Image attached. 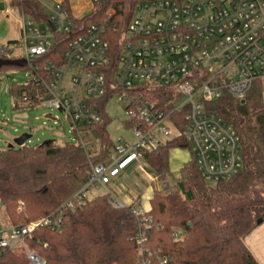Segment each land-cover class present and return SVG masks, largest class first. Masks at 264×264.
<instances>
[{
    "label": "built area",
    "instance_id": "2783aa9c",
    "mask_svg": "<svg viewBox=\"0 0 264 264\" xmlns=\"http://www.w3.org/2000/svg\"><path fill=\"white\" fill-rule=\"evenodd\" d=\"M38 1L55 29L50 23L38 24L24 12L18 23L24 46L19 59L27 60L29 79L43 84L49 94L40 105L66 114L84 145L81 126L101 121V110L115 97L127 111V124L134 126L138 139L134 145H116L108 163L93 164L88 182L54 212L35 222L0 227V257L23 248L30 264H45V259L26 245L34 231L41 227L61 231L65 209H76L97 189L113 194L107 183L128 163L147 165L144 151L174 139H186L209 184L228 180L240 171L239 134L222 117L208 111L205 103L224 95L244 101L254 82H264V0H141L118 43L114 45L109 27L100 21L66 42L60 58L53 48L55 34L71 32L74 19L104 0L80 5L70 0ZM15 49L14 45H0V58ZM49 51L52 58L41 66L36 59ZM161 92L172 99L160 101L157 95ZM175 98L178 100L167 109ZM178 112L185 114L184 128L183 119L179 125L173 119ZM110 201L119 208L127 206L113 197ZM133 204L138 219L136 264H169L166 256L148 244L153 221L149 209L138 208L139 201ZM173 237L178 240L183 236L175 230Z\"/></svg>",
    "mask_w": 264,
    "mask_h": 264
},
{
    "label": "trees",
    "instance_id": "16d2710c",
    "mask_svg": "<svg viewBox=\"0 0 264 264\" xmlns=\"http://www.w3.org/2000/svg\"><path fill=\"white\" fill-rule=\"evenodd\" d=\"M7 1L12 10L28 14L40 25H49V13L38 0ZM140 1L104 0L96 4L91 12L73 20L71 32L55 34L56 55L60 58L66 42L100 21L109 27L115 45ZM18 44L19 40L7 42ZM51 55L49 51L36 61L43 66ZM2 57L20 58L13 53ZM10 68L31 70L30 66H2L0 80ZM10 94L14 109L37 107L49 98L43 84L32 79L12 83ZM263 95L262 81H256L244 101L224 95L205 103L208 111L231 124L240 136L243 166L235 176L209 184L192 156L180 170L176 190L153 192L148 244L166 256L169 264H259L245 238L258 226V220L264 222ZM157 97L167 102L171 96L161 92ZM177 100L173 99L167 109ZM101 113V121L81 126L84 145L80 141L59 144L47 140L40 145L25 142L0 149V201L12 225L35 222L54 212L88 182L93 164L109 162L115 144L105 110ZM184 115L173 114L178 125L183 119L181 128L186 125ZM176 148L189 149V143L178 138L144 151L149 172L156 176L169 173L170 151ZM110 200L111 195L104 193L92 196L76 209H65L63 229L41 227L26 239L27 247L43 257L45 264H136V204L119 208ZM175 230L183 237L175 240ZM0 264L30 261L24 253L9 250L0 257Z\"/></svg>",
    "mask_w": 264,
    "mask_h": 264
},
{
    "label": "rangeland",
    "instance_id": "374dc122",
    "mask_svg": "<svg viewBox=\"0 0 264 264\" xmlns=\"http://www.w3.org/2000/svg\"><path fill=\"white\" fill-rule=\"evenodd\" d=\"M74 5H80L83 1L87 0H70ZM20 13L12 10L6 0V7L0 10V45L7 44L8 40H19V44L14 50L13 56L21 57L24 46L23 34L20 29L18 19ZM30 71L17 70L10 68L7 72L1 74L0 80V149L13 145L15 140L23 134L30 135L27 143L31 145H40L47 140H55L59 144L67 141L77 143L78 139L72 131L71 125L68 121L66 114L59 110L50 109L44 105L37 107H25L21 109L13 108V99L10 94V87L12 83H21L29 79ZM264 94V82H262ZM264 97V95H263ZM264 99V98H263ZM105 113L108 117V131L115 146L121 143H128L134 145L137 141L134 126L128 125L130 117L125 110L124 106L114 97L109 99L105 105ZM51 114L55 119L48 118L47 115ZM184 156V160L188 161L192 158L190 149L176 148L170 151ZM182 162H174L170 172L165 175L156 176L150 174L148 166L142 164H130L124 168V176L130 184L134 185L137 181L142 186L140 203L138 208L144 210L150 209V198L155 190L170 192L177 189V179L180 177V168ZM128 176V177H127ZM164 176L167 182L163 180ZM154 179V180H153ZM109 188V182L107 183ZM137 187L134 186V189ZM137 190V189H136ZM94 193H106V189L101 188L94 190ZM114 200H125L124 195L118 197L114 193L111 198ZM12 225L6 216L5 209L0 201V227L6 228ZM245 243L251 248L254 256L259 264H264V222L259 224L246 238ZM19 252H26L23 248Z\"/></svg>",
    "mask_w": 264,
    "mask_h": 264
},
{
    "label": "crops",
    "instance_id": "0c3cea01",
    "mask_svg": "<svg viewBox=\"0 0 264 264\" xmlns=\"http://www.w3.org/2000/svg\"><path fill=\"white\" fill-rule=\"evenodd\" d=\"M1 1L5 3V7H6V0H0V2ZM172 159L174 160V162H180L181 161L182 162L181 168L187 162L186 160H184V156L183 155H179L177 153H173V154L171 153V156H170V169H171V165H172ZM130 164L136 165V164H138V162H130V163H128V165H130ZM138 167H139V164H138ZM181 168H180V170H181ZM150 174H152V173H150ZM163 180L165 182H167V179H166L165 176H164ZM109 186L110 187L109 188L107 187V188L110 191H112L115 195H117L118 197H120V195H124L125 200H120V201H122L125 205H131V204H133V203H135L137 201H139V203H140V198H141V192L140 191L142 189V186L137 181L134 183V185L130 184V182L127 180L126 176H124V171L118 177L110 180L109 181ZM134 186L137 187L136 188L137 190L134 189ZM99 194H102V193H95V195H99ZM250 250H251V248H250ZM252 253H253V251H252Z\"/></svg>",
    "mask_w": 264,
    "mask_h": 264
},
{
    "label": "water",
    "instance_id": "95a60500",
    "mask_svg": "<svg viewBox=\"0 0 264 264\" xmlns=\"http://www.w3.org/2000/svg\"><path fill=\"white\" fill-rule=\"evenodd\" d=\"M0 9L4 10L5 9V3L4 2H0ZM51 27L53 29H55V26L53 23H50ZM28 64L26 59H4V58H0V68L2 66H18V67H24ZM48 118H53L51 114L47 115ZM30 137V135L27 134H23L21 135L19 138H17L14 142L13 145H17V146H22L27 139ZM12 146V145H10ZM263 222L262 219L258 220V225L261 224Z\"/></svg>",
    "mask_w": 264,
    "mask_h": 264
}]
</instances>
